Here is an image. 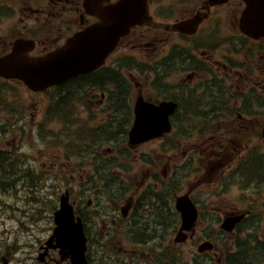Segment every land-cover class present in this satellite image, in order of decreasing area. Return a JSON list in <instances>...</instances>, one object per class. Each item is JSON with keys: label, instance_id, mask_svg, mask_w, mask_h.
<instances>
[{"label": "flooded vegetation", "instance_id": "af4514ba", "mask_svg": "<svg viewBox=\"0 0 264 264\" xmlns=\"http://www.w3.org/2000/svg\"><path fill=\"white\" fill-rule=\"evenodd\" d=\"M145 3L149 22L135 25L121 36L97 69L93 87L100 91L99 99L96 94V98L78 100L83 110L87 101L97 106L98 121L93 122L98 129H109L104 131L110 138L108 152L115 151L109 154L96 150L89 162L94 170V201L89 200L87 207L93 205L91 213L97 227V264H107L112 259L113 264H181V246L185 244L193 249L191 264L208 260L207 264H229L232 246L237 249L247 244L244 242L247 238L257 239L254 233L244 234L256 224V221L252 224V219H259L257 213L245 209L240 212L235 207L233 211L222 210L219 226L213 232L214 227L204 217L213 209L206 207L203 211L191 189L182 193L180 179L177 183L172 181L181 174L166 176L164 166L160 165L164 161L141 150L155 144L160 152L166 148L167 134L129 144L126 139L121 141L119 131L124 136L134 118L135 95L155 104L174 100L177 107L172 116L178 122L193 123L194 128L196 122L224 124L223 131L212 136L210 143L216 149V156H222L220 165L224 163V177L229 180L238 153L245 148L235 140L242 137L241 133L231 135L239 130L232 128V124L241 123L242 129L245 123L259 124V102L263 103L259 90L264 91V37L252 38L241 31L243 0H145ZM11 16L16 17L13 30L0 56L10 51L16 39L27 43L23 48L25 53L43 56L98 20L86 11L83 0H0V20ZM92 78V74L81 75L48 89L63 88L71 82L80 84ZM8 81L22 83L19 79L0 78L1 83L8 85ZM217 90L219 98L215 97ZM5 111L7 115H0L5 119L9 116L6 120L21 117L19 109ZM121 146L126 151L118 152ZM174 146L170 149L174 153L170 164L177 168L178 145L174 143ZM121 155L128 161L121 160ZM124 163L129 167L127 178L131 167L135 169V176L127 179L133 185L115 175L114 170L119 171ZM73 168L74 165L67 166ZM183 194L197 209L196 220L189 227L183 226L182 212L175 206V199L177 203L178 196ZM69 198L75 213L84 217L86 213L80 201L72 200L70 191ZM241 213L244 217L231 229L220 226L223 218ZM44 240L37 245L36 253L44 252L38 262L70 264L69 260L60 259L58 250L45 251ZM201 245L203 249L199 251ZM17 263L10 257L0 260V264Z\"/></svg>", "mask_w": 264, "mask_h": 264}, {"label": "rangeland", "instance_id": "374dc122", "mask_svg": "<svg viewBox=\"0 0 264 264\" xmlns=\"http://www.w3.org/2000/svg\"><path fill=\"white\" fill-rule=\"evenodd\" d=\"M15 18L11 16L0 20V52L2 46L11 36L10 33L13 30L11 28ZM8 83L9 91L7 90L4 93L6 99L4 100L7 103L9 102L11 107L15 106L14 109H19L20 113L23 114V120L26 121L20 120L14 126L12 120L0 119V124L6 123L8 130L3 133L0 129V149L11 154L16 153V157L21 160L17 166L19 165L22 171L29 168L34 169V171L26 180H16L15 186L13 185L9 192L0 190V257L7 255L17 260V264H42L37 261V245L40 240L46 239L51 232V216L58 203V197L68 188L72 200L81 201L80 205H84L90 197L92 198L93 195H91L90 189L84 186L86 182L92 180V166L89 164L90 159H85L84 155L88 147L83 145V140L72 139V141L65 143L68 137H66L65 131L60 133V130L65 129L66 126L60 125L58 122L53 123L52 126L49 125L43 114L48 98L46 94L49 93L33 94L22 83L13 81H8ZM99 93L100 91L97 90V99H99ZM3 108L4 106L1 104L0 111L2 110V113L7 115ZM92 108L95 113L92 119L98 120L97 106L92 104ZM80 117L87 118L84 114H80ZM6 119H9V116ZM59 119L63 121L66 117L60 115ZM14 121H16L15 118ZM213 124L214 127L210 128L209 132L202 131L200 124L197 129L188 133V135L185 133V129L179 138L174 141L178 145L175 156L177 160L175 161L181 165L188 163L191 172L184 173V169H182L179 171L181 177L172 181L177 183L180 179L183 185L180 190L182 193L191 189V194L203 211L206 210V207L208 210L213 209V212L204 213V217L208 218V222L214 227L212 229L215 232L219 226L217 223L221 219L222 210L233 211L236 209L243 212L244 209H252L259 217V209L264 212V202L259 203V184L252 183V181L245 182L240 177H236L234 180L231 179L233 185L229 188L225 184L223 178L224 163L220 165L223 158L221 155L216 156V149H213L210 143L212 136L221 130L223 124ZM35 125L38 128L50 130L56 136L53 139L55 142L51 139H46L45 142L41 143L35 141L30 132V127H35ZM254 126L258 127L259 124H252V127ZM76 134V137L82 136L87 141L85 132H76ZM254 139L258 140L256 142H258L259 147V130L254 135ZM172 141L173 138L166 140V142ZM64 144L69 147V151ZM165 147L159 152L155 149V144H152L141 148V150L150 152L153 157L157 156V159L163 160L164 162L160 165L164 166L167 176L170 172H176V167L170 164L173 162L174 157V153L170 149L176 147L174 145H166ZM191 153H193L192 156ZM253 156H258V154L254 153L252 158ZM121 160L128 161L125 155H121ZM69 165H74V168L67 169ZM212 166L216 167L210 170ZM119 169V171L114 170L119 180L122 177L127 180L135 176V169L131 167L128 178L126 177L129 167L126 168L125 163ZM175 174L177 175V173ZM113 179L109 180L108 184L112 183ZM127 182L133 185V182L129 180ZM90 188L92 189V187ZM85 190L88 193H85L84 196ZM168 192H166V195H168ZM211 214L212 216H210ZM94 220L95 218L92 215L87 217V231H90L92 235L91 241L89 240L88 252L93 259L97 258V227ZM257 224H259V228L257 227V231L254 232L256 236H259L264 232V214L260 221L257 220ZM188 247H190L189 244L181 246V264H191L190 258L193 255V249ZM233 247L232 250H236V247ZM207 262L209 260L201 261L199 264H207Z\"/></svg>", "mask_w": 264, "mask_h": 264}, {"label": "water", "instance_id": "95a60500", "mask_svg": "<svg viewBox=\"0 0 264 264\" xmlns=\"http://www.w3.org/2000/svg\"><path fill=\"white\" fill-rule=\"evenodd\" d=\"M104 1L108 0H84L86 11L100 20L68 39L62 48L45 56L28 57L23 49L27 43L16 40L12 50L0 57V76L20 78L30 88L40 90L100 66L119 37L129 27L141 24L147 18L144 0H120L116 4L103 5ZM245 2L247 5L241 17V29L254 37L264 35V0ZM138 99L136 118L130 133L131 142L169 131L168 115L175 103L161 102L154 106L143 101L142 97ZM176 204L182 212L183 226H191L196 217V208L188 196H179ZM59 205L54 212L56 226L46 241L47 248L59 247L61 257H69L72 264H90L86 258L87 238L83 224L80 217H75L67 194L61 195ZM234 219H226L222 227H232Z\"/></svg>", "mask_w": 264, "mask_h": 264}, {"label": "trees", "instance_id": "16d2710c", "mask_svg": "<svg viewBox=\"0 0 264 264\" xmlns=\"http://www.w3.org/2000/svg\"><path fill=\"white\" fill-rule=\"evenodd\" d=\"M97 74V73H96ZM96 76L93 75V78L91 80H86L84 83H80V85H73L72 89L75 91L76 94H81V91L84 89V84H93L95 81ZM2 88H0L1 90ZM66 90H62L61 88L57 92L58 99H55L49 109L52 108H59L62 109V106L64 105V95ZM215 94L216 98H219L217 96L218 94ZM56 97V96H55ZM3 102V100H1ZM16 123V121H15ZM212 125L211 122L206 121L204 124L205 129L209 128V125ZM185 125L187 123H178L176 122V118L174 117V134L172 136L173 141L171 143H174L176 139L179 138V136L182 134V132L186 129ZM1 128L6 127L5 124H0ZM182 126V127H180ZM69 132H73L70 127L67 128ZM62 133V131H60ZM185 133L188 134L187 129L185 130ZM122 134H125V131L122 132ZM121 135V132L119 131V136ZM244 136H242L243 138ZM99 138V134L97 133V139ZM122 141V140H121ZM100 146H97V150L99 151ZM0 149V190H3V192H9L13 185L15 186V181L18 179L23 180V178H26L24 174H29L28 170L22 171V168H19L20 160L16 157L15 154H11L9 152L3 151ZM254 153L258 154V156H255V160H243L240 161L239 166H236L233 168V170L230 172V182L231 179L234 180L236 177H240V179H245V182H251L259 184V149L255 151ZM22 177V178H20ZM262 264L264 262V242H260L257 239H254L252 245L247 244L243 247H240L236 252L232 253L229 264Z\"/></svg>", "mask_w": 264, "mask_h": 264}]
</instances>
